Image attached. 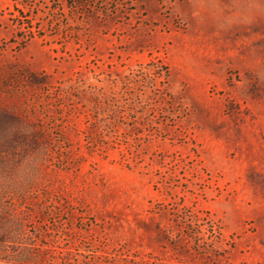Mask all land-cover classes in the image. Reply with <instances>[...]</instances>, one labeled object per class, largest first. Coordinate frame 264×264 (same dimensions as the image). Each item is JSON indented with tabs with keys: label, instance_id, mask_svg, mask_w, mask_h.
Instances as JSON below:
<instances>
[{
	"label": "rangeland",
	"instance_id": "obj_1",
	"mask_svg": "<svg viewBox=\"0 0 264 264\" xmlns=\"http://www.w3.org/2000/svg\"><path fill=\"white\" fill-rule=\"evenodd\" d=\"M1 209L45 264H264V0H0Z\"/></svg>",
	"mask_w": 264,
	"mask_h": 264
},
{
	"label": "trees",
	"instance_id": "obj_2",
	"mask_svg": "<svg viewBox=\"0 0 264 264\" xmlns=\"http://www.w3.org/2000/svg\"><path fill=\"white\" fill-rule=\"evenodd\" d=\"M4 209L0 210V264H45L43 258L37 248L23 246L20 251L12 252L9 254L8 243H13L16 236H21L23 226L22 224H17L19 230L15 233L14 237L7 238V226L10 220L5 218ZM8 220V222H7ZM19 221H25V218H19ZM23 235V234H22Z\"/></svg>",
	"mask_w": 264,
	"mask_h": 264
}]
</instances>
